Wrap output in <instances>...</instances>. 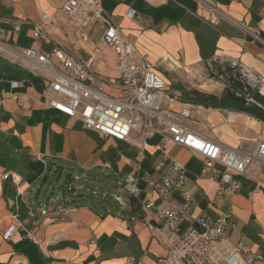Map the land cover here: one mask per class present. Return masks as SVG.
<instances>
[{
  "label": "crops",
  "instance_id": "obj_1",
  "mask_svg": "<svg viewBox=\"0 0 264 264\" xmlns=\"http://www.w3.org/2000/svg\"><path fill=\"white\" fill-rule=\"evenodd\" d=\"M68 1L0 0L7 44L44 54L60 48L91 72L118 78L117 55L102 44L104 25L95 24L88 41H80L62 13ZM200 1L234 23L198 0H102V6L166 81L171 110L191 105L194 114L186 121L191 129L225 146L251 149L264 139V44L239 25L264 42V0ZM130 10L136 11L133 19L126 17ZM47 87L43 74L0 56V264H161L167 251L156 231L164 226L169 205L156 187L174 161L184 165L185 190L192 197L181 231H201L198 218L215 222L228 213V241L250 247L263 258L256 264H264V188L256 181L237 177L241 190L213 204L218 186L201 177L199 155L171 142L166 154L158 151L160 136L136 141L144 143L141 150L88 130L46 103ZM22 97L29 110L18 106L16 98ZM50 171L70 173L94 187V197L83 186L64 200L65 209L75 208L64 223L39 215L40 204L50 200L41 192ZM130 175L137 179L139 197L118 186ZM258 179L264 183V174ZM108 188L115 193L102 196L111 200L97 197ZM181 192L173 194L179 202ZM148 202L152 214L145 209ZM12 227L17 232L6 239Z\"/></svg>",
  "mask_w": 264,
  "mask_h": 264
},
{
  "label": "built area",
  "instance_id": "obj_2",
  "mask_svg": "<svg viewBox=\"0 0 264 264\" xmlns=\"http://www.w3.org/2000/svg\"><path fill=\"white\" fill-rule=\"evenodd\" d=\"M208 8L217 17L234 23L218 10ZM62 13L80 41H88L95 24L104 25L102 44L116 53L120 74L118 78H104L60 48H55L51 54L35 49H15L7 44L5 32L0 31V56L44 75L48 82L46 103L51 108L81 120L88 130L136 145L141 150L144 143L137 144L136 141L160 136L158 151L166 154L171 142L194 152L203 159L201 177L218 186L213 204L225 195L241 190L237 177L256 181L257 188H264V183L258 179L259 174H264V139L257 141L251 149L233 148L191 129L186 121L192 119L194 107L184 105L175 112L167 106L173 100L167 95L166 81L113 23L103 9L102 0H69ZM135 16V10L126 15L129 19ZM239 26L254 42L264 44L258 32ZM19 30L16 25L14 31ZM40 31L36 29V38L40 37ZM11 85L13 88L19 86L15 82ZM16 101L19 107L30 109L27 98H16ZM9 177L10 174L4 175V179ZM13 178L18 182L16 177ZM186 179L184 165L174 161L156 187V194L169 205V211L163 217L164 226L156 231L157 239L167 251L161 264H256L261 261L262 256L250 247L228 241L227 229L231 224L228 213L221 214L215 222L198 218L201 231H181L180 226L187 218L192 202L190 193L185 190ZM118 186L134 197L140 195L137 179L131 175ZM176 190H182V202L173 198ZM116 199L120 205L124 204L121 197ZM145 209L152 214L153 203H146ZM74 212L75 208L65 209V201L60 204L59 197L39 207V215L53 223L68 221ZM16 232L15 227L10 228L5 238L11 239Z\"/></svg>",
  "mask_w": 264,
  "mask_h": 264
},
{
  "label": "rangeland",
  "instance_id": "obj_3",
  "mask_svg": "<svg viewBox=\"0 0 264 264\" xmlns=\"http://www.w3.org/2000/svg\"><path fill=\"white\" fill-rule=\"evenodd\" d=\"M220 106H226L224 104H219ZM233 109V107H230ZM45 178L47 181H45ZM44 178L41 185V192H42V199L47 201L48 199H55L56 197H59L60 204L65 200L69 195L73 193V190H77L83 186L89 187V196L94 197L92 195V191L94 190V187H90L89 184H85L84 180L78 181L75 177V175H71L70 173H61L54 171H50L48 175ZM102 190V189H101ZM99 196H97L100 199H104L106 201L111 200L112 194L115 193V189L108 188L106 191L102 190L99 191ZM103 193H107L111 195L110 197L103 198ZM52 204V203H51Z\"/></svg>",
  "mask_w": 264,
  "mask_h": 264
},
{
  "label": "water",
  "instance_id": "obj_4",
  "mask_svg": "<svg viewBox=\"0 0 264 264\" xmlns=\"http://www.w3.org/2000/svg\"><path fill=\"white\" fill-rule=\"evenodd\" d=\"M47 181V179H45V181L44 182H46Z\"/></svg>",
  "mask_w": 264,
  "mask_h": 264
},
{
  "label": "trees",
  "instance_id": "obj_5",
  "mask_svg": "<svg viewBox=\"0 0 264 264\" xmlns=\"http://www.w3.org/2000/svg\"><path fill=\"white\" fill-rule=\"evenodd\" d=\"M215 106H217V105H215ZM219 106V105H218Z\"/></svg>",
  "mask_w": 264,
  "mask_h": 264
}]
</instances>
